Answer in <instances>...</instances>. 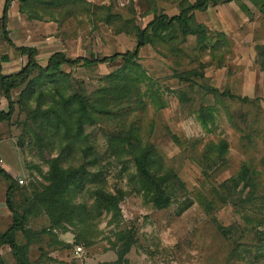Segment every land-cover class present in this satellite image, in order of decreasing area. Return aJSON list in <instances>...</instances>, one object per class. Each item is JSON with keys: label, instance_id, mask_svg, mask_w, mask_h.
<instances>
[{"label": "rangeland", "instance_id": "374dc122", "mask_svg": "<svg viewBox=\"0 0 264 264\" xmlns=\"http://www.w3.org/2000/svg\"><path fill=\"white\" fill-rule=\"evenodd\" d=\"M51 1L32 0L22 13L14 0L8 12L10 39L18 46H36L44 66L56 51L75 59L132 50L136 27L144 28L154 11L179 13L177 0H88L100 8L89 13L50 8L46 3ZM263 3L225 0L195 13L210 29L212 43L218 32L226 34L229 44L224 42L219 50L199 46L196 35L183 40L179 31L169 33L178 36L172 41L154 37L140 50L139 62L150 80L139 85L140 93L129 88L130 101L115 103L113 90L111 116L84 125L87 141L76 138L68 111L67 121L61 122L44 112L76 92L98 98L95 93L110 87L104 78L123 65L121 59L89 67L65 64L55 79L42 76L30 87L39 78L34 72L12 90L15 112L11 120H0V166L17 181L25 179L13 202L28 216L27 230L17 233V241L28 245L24 256L32 264H117L128 243L131 248L122 264H264V71L257 64L258 45L264 43ZM4 4L0 0V74H11L23 68L27 56L4 37ZM105 7L118 16L113 24L102 21ZM34 11L40 18L28 19ZM4 55L8 61L2 60ZM0 109H8L1 89ZM134 127L142 144L131 133ZM222 142L227 144L224 154ZM148 143L159 155L151 170L169 177L165 188L171 204L164 209L153 204V190L131 152ZM89 146L97 156L95 164L84 163L93 157H86ZM56 159L64 168L86 164L99 174L105 189L118 197L120 212L91 214L85 222L74 216L53 226L31 195L34 186L50 183ZM8 186L0 175V234L12 223L5 203ZM98 187L87 182L72 192L73 201L91 205ZM84 228L96 231L91 242L80 239ZM78 245L84 249L80 255L75 252ZM0 256V264H18L7 245L0 246Z\"/></svg>", "mask_w": 264, "mask_h": 264}, {"label": "trees", "instance_id": "16d2710c", "mask_svg": "<svg viewBox=\"0 0 264 264\" xmlns=\"http://www.w3.org/2000/svg\"><path fill=\"white\" fill-rule=\"evenodd\" d=\"M14 0H5L4 12L1 17L2 29L4 37L9 44L15 47V50L27 56V63L23 66L21 70L16 73L11 74H0V89L4 97L8 101V109H0V120L9 121L16 109V101L13 99L12 90L22 86L26 83L34 72H38V79H33L30 87L35 86L42 76L53 77L58 72H63L61 70L62 66L68 64L70 66H94L98 64H103L107 62H114L121 59L123 65L114 71L106 75L104 79L108 82L109 86L101 87L99 91L95 93L98 98L92 100L87 94L82 92H76L73 95L67 97L62 96L60 101H56V104L49 106L44 113L55 114L59 121L66 120L65 114H68L73 118V125L76 126V138H83L87 141L88 137L84 136V125L87 123L95 124L98 120H106V116H111V106L112 103L109 102V94H112L114 90L116 92V98L114 102L117 103L119 100L130 101L132 98V93L129 88L136 87L138 93H140L139 85L146 80H150V76L144 71L140 65V50L145 45L153 43L154 37H163L168 41L176 40L178 36L169 37V33L179 31L183 37V40L188 35H196L199 46L204 45L205 48L211 47L213 50H219L221 45L225 42L229 44V41L224 32L217 33V40L215 43L211 42L212 33L208 26L202 22H198L196 19L197 11H206L212 4H219L225 0H177L179 6V13L173 16H169L167 13H156L154 11L153 18L147 23L144 28L136 27L135 37L137 39L136 46L132 50H126L124 52H116L110 56H105L102 58H88L84 56H79L72 59L67 56L64 51L54 52L48 59L47 64L44 66L39 63L37 59L38 48L31 45H15L9 37L8 29V15L11 4ZM20 5V10L22 13H26L28 9L29 2L32 0H18ZM50 8L54 7H71L74 13L85 11L87 13L100 10L99 6L89 2L88 0H55L46 3ZM244 12L248 11L247 5L240 4ZM47 8V7H46ZM107 11L109 10L108 7ZM37 7V11H38ZM37 11L27 15L28 19L40 18ZM260 11L264 14V3L260 5ZM249 15V13H248ZM117 15H113L109 11L102 21L108 24H113L114 19H117ZM122 32V30H119ZM165 36V37H164ZM167 36V37H166ZM259 58L257 59V64L260 69L264 71V43L258 45ZM3 61H8L7 55L2 57ZM143 71V72H142ZM177 77L181 75L176 74ZM123 89L121 92L118 89ZM211 91H217L215 87L209 86ZM156 95V94H155ZM71 107L73 111L70 110ZM117 116V115H115ZM67 121V120H66ZM75 122V123H74ZM131 133L135 135V138L139 144H142V136L139 128L134 127ZM226 142H222L220 146L221 154L225 153ZM134 154L135 163H137L138 171L140 172L143 179L151 186L152 201L155 207L159 209H164L169 207L171 204V197L168 195L165 188V184L169 180L166 175H158L153 173L152 165L153 163L159 162V155L156 147L148 143L142 147L140 151L131 150ZM92 155L91 160L84 163L95 164L97 163V156H94V150L89 146L86 157ZM172 173V171H171ZM50 176L48 178L49 184L40 186H34L31 198L36 201V207H43L46 209L47 214L50 217L51 223L54 226L61 225L64 221L73 219L75 217H80L82 222L91 214L101 215L104 211L112 212L116 215L120 212L119 199L111 192L107 191L104 187L103 181L99 180L98 175L91 173V170L86 164H82L77 167L64 168L59 159L52 162L50 169ZM93 177L90 179V175ZM94 174V175H93ZM0 175L9 182L8 190L6 193V205L12 212V223L9 228L0 234V246L7 245L11 249L13 256L18 264H32L24 255L25 251L28 249V245H22L17 241L18 232H26L27 224V214L21 212L13 202V196L18 191L20 183L13 177V175L0 166ZM168 175V174H167ZM176 176V174H175ZM93 182L99 185L97 190H94L95 199L91 205L87 202L85 203H75L74 197L72 195L73 191L83 188L87 182ZM22 185V184H21ZM83 210V213H80ZM95 232L89 230L88 228L82 229L80 234V239L91 242V238L95 236ZM131 243H128L121 253L119 254V262L117 264H122L121 260L124 258L126 253L130 250ZM0 259L1 256H0Z\"/></svg>", "mask_w": 264, "mask_h": 264}, {"label": "built area", "instance_id": "2783aa9c", "mask_svg": "<svg viewBox=\"0 0 264 264\" xmlns=\"http://www.w3.org/2000/svg\"><path fill=\"white\" fill-rule=\"evenodd\" d=\"M18 181H19L20 184H24L25 183V179L24 178H19ZM75 252H76L77 255L82 254L84 252V249H83L82 245H78L76 247V249H75Z\"/></svg>", "mask_w": 264, "mask_h": 264}, {"label": "crops", "instance_id": "0c3cea01", "mask_svg": "<svg viewBox=\"0 0 264 264\" xmlns=\"http://www.w3.org/2000/svg\"><path fill=\"white\" fill-rule=\"evenodd\" d=\"M4 246V245H3ZM9 247V246H8ZM67 261L69 260V257H68V255L66 256H63Z\"/></svg>", "mask_w": 264, "mask_h": 264}]
</instances>
